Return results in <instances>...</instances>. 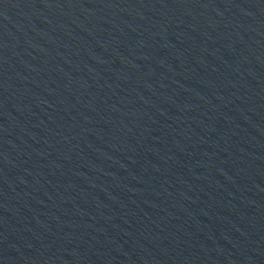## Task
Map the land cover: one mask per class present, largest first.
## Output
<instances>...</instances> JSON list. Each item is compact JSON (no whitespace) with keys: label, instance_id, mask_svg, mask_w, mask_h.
<instances>
[{"label":"water","instance_id":"95a60500","mask_svg":"<svg viewBox=\"0 0 264 264\" xmlns=\"http://www.w3.org/2000/svg\"><path fill=\"white\" fill-rule=\"evenodd\" d=\"M0 264H264V0H0Z\"/></svg>","mask_w":264,"mask_h":264}]
</instances>
